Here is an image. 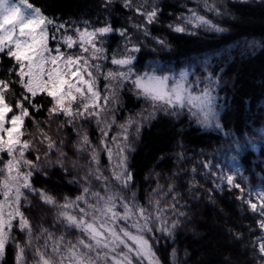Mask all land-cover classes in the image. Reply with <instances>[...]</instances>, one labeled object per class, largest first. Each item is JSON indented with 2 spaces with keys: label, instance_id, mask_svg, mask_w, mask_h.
I'll return each instance as SVG.
<instances>
[{
  "label": "trees",
  "instance_id": "16d2710c",
  "mask_svg": "<svg viewBox=\"0 0 264 264\" xmlns=\"http://www.w3.org/2000/svg\"><path fill=\"white\" fill-rule=\"evenodd\" d=\"M30 2L40 7L45 15L55 17L58 23H65L61 33L74 35L76 27L92 30L105 24L114 29H126L127 48L133 45L139 48L138 52L129 53L135 57L132 67L136 73L157 75L187 70V80L195 82L199 78L200 88L205 86L204 77L211 74L217 82L212 91L216 119L211 126L198 124L186 110L176 116L157 112L154 118L144 119L150 111L149 105L143 98L136 97L130 91L132 86L126 82L119 90V102L109 105L112 111L108 115L110 119L114 114L116 119L110 136L119 132L118 125L129 117L138 113L143 116L139 133L129 134L130 148L126 150L127 170L132 173V181L124 189L111 180L109 160L103 152L100 153L101 171L109 177L114 191L127 197L135 193L136 202L149 211H152L149 200H160L159 206L166 209L163 215L168 223L179 221V227L170 236L153 234L159 238L155 250L162 264H257L253 241L261 235L256 227L259 217L236 200L240 193L235 189L229 191L226 180L219 177L233 175L244 187L247 199H251L248 195L255 187L264 192V0H208L210 4L216 3L220 15L207 12L203 0H135V5H143L145 10L153 5L160 9L158 22L147 25L148 36L135 27L143 22V17L125 8L122 0H113L110 4L104 0ZM189 9L204 15L222 31L187 25L188 31L176 33L168 28L181 14L189 15ZM50 30L54 31L51 26ZM158 39L164 40L166 46L157 43ZM49 44L53 48L56 46V42ZM125 44V39L115 31L97 40V47L104 49L105 59L94 61L102 65L101 72L117 69L118 66L111 64V57L117 52L123 55ZM67 51L78 53L76 46ZM8 66L9 59L4 55L0 67L6 70ZM0 76L7 78L6 72H0ZM105 83L107 81L100 76L98 87L102 94ZM16 91L19 93L18 87ZM49 99L45 95L37 96L35 103H44L36 117L38 120L46 119ZM63 119L60 117L41 125L66 154L60 158L63 167L55 163L59 153L54 149L48 160L41 162L47 176L42 172L32 178L35 188L54 195L58 203H63L65 197L75 199L81 194L82 187L86 186L82 177L90 163L87 153H77L73 148L78 139L73 126L58 127ZM216 123L220 124L219 128ZM26 124L31 132H36L30 120ZM80 125L88 131L93 146H98L99 132L95 122L80 121L76 126ZM62 140L65 145L60 144ZM38 146L43 156L46 149ZM29 158L34 157L30 155ZM206 163L209 168L204 167ZM90 184L92 191L103 194L99 181L91 178ZM27 195L31 204L22 210L34 234H39L43 228L56 237L63 235L65 241L75 242L81 236L77 229L62 222V218L57 219L55 206L44 204L38 195ZM169 206H174L175 211ZM117 211H123L119 201ZM180 212L184 216H180ZM14 235L23 241L24 234L18 229L14 230ZM35 243L43 244V239ZM173 249L175 255H172ZM5 264H14L11 246L7 249Z\"/></svg>",
  "mask_w": 264,
  "mask_h": 264
},
{
  "label": "snow or ice",
  "instance_id": "6c2138e0",
  "mask_svg": "<svg viewBox=\"0 0 264 264\" xmlns=\"http://www.w3.org/2000/svg\"><path fill=\"white\" fill-rule=\"evenodd\" d=\"M104 2L110 4L113 0ZM122 3L125 8L133 9L143 17V22L135 27L148 36L147 25L158 22V6L145 10L143 5H135V0H122ZM203 5L207 12L221 14L215 2L210 4L208 0H203ZM188 11L189 15L181 14L177 22L169 24L168 28L176 33L188 31L187 25L203 27L206 31H222L196 10ZM50 26L54 31L50 30ZM65 27V23H58L55 17L45 15L30 0H0V60L4 55L9 59L6 70L0 67V72H6L7 76H0V264H5L9 246L14 249V264H162L155 250L159 238L153 234L159 232L170 236L179 227V221L168 223L163 215L166 209L159 206L160 200H149L152 205V211H149L136 202L135 193L127 197L114 191L109 177L103 175L101 152L108 157L111 180L124 189L128 188L132 181L126 155V150L130 148L129 126L136 125L137 134L140 131V121L129 117L125 123L118 125L120 131L110 136L116 119L114 114L109 119L108 114L112 111L109 105L119 102V90L127 82L132 86L130 91L149 105L150 111L144 119L154 118L157 112L176 116L186 110L198 124L211 126L216 119L212 91L217 82L209 74L204 77L205 86L200 88L199 78L189 82L183 72L178 78L153 72H134L135 57L129 53L138 52L139 48L135 45L127 48L129 38L124 28L114 29L107 24L92 30L76 27L74 35H70L61 33ZM114 31L125 39V53L120 55L117 52L111 57V64L118 66L116 70L101 72L102 65L94 63L105 59L102 55L104 49L97 47V40ZM50 40L56 42L55 48L50 47ZM157 43L166 46L164 40L158 39ZM76 45L79 53L67 51ZM62 48L65 50L62 51ZM100 76L107 81L103 94L98 87ZM39 95L50 98L44 121L36 118L44 108V103H35ZM60 117L64 119L58 127L73 126L76 132L78 139L73 145L74 150L87 153L90 159L88 171L82 177L86 186L75 199L65 197L63 203H58L54 195L35 188L32 183L37 173L43 172L47 176L41 162L42 159L47 161L54 149L59 153L55 163L63 167L64 162L60 158L66 154L41 127ZM28 120L32 122L35 133L28 129ZM80 121L87 124L95 122L99 132L98 146H93L83 125L76 126ZM215 126L219 128L220 124ZM60 144L65 145V141H60ZM38 145L46 149L43 156ZM30 155L34 158L30 159ZM204 167L209 168V164ZM64 170L67 171L66 168ZM91 178L100 182L103 194L91 190ZM219 178L226 180L229 191L237 190L240 195L235 199L259 217L256 227L261 235L253 241L254 259L258 254L257 264H264V192L256 194L253 202L245 198L244 187L236 182L233 175H221ZM28 193L38 195L46 205L55 206L58 209L57 219L62 218V222L69 228L77 229L81 236L75 242L65 241L63 235L56 237L43 228L39 234H34L22 210L31 204ZM117 201L122 212L117 211ZM169 207L175 211L174 206ZM179 215L184 216V213ZM16 229L24 234L23 241L14 235ZM250 231L254 230L250 228ZM41 239L43 244L35 243ZM172 255H175V249Z\"/></svg>",
  "mask_w": 264,
  "mask_h": 264
},
{
  "label": "rangeland",
  "instance_id": "374dc122",
  "mask_svg": "<svg viewBox=\"0 0 264 264\" xmlns=\"http://www.w3.org/2000/svg\"><path fill=\"white\" fill-rule=\"evenodd\" d=\"M51 42H55V41H51ZM75 47V46H74ZM77 49H78V53H79V47L78 45H76ZM55 48V47H54ZM184 73L185 76H186V79H187V74H188V71L187 70H180V71H175V72H169V73H159L157 75H169V76H174V77H179L180 73ZM145 73V72H143ZM135 118L140 121V124H139V128L143 125V122H144V119H143V116L142 114L141 115H136ZM132 131L135 133L136 132V125H131L129 126V134L131 135ZM263 192L259 187H255L251 190V192L249 193L248 195V198H251L253 200V202H255V198H256V194L258 193H261Z\"/></svg>",
  "mask_w": 264,
  "mask_h": 264
}]
</instances>
